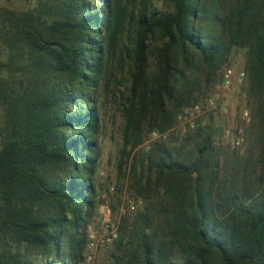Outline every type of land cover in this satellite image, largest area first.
<instances>
[{
  "label": "trees",
  "instance_id": "16d2710c",
  "mask_svg": "<svg viewBox=\"0 0 264 264\" xmlns=\"http://www.w3.org/2000/svg\"><path fill=\"white\" fill-rule=\"evenodd\" d=\"M5 1L24 6L0 9V264L81 261L107 76L126 85L128 144L145 117L168 128L196 63L210 77L232 48L245 52L255 153H220L205 126L135 159L145 206L111 264H264V0Z\"/></svg>",
  "mask_w": 264,
  "mask_h": 264
},
{
  "label": "rangeland",
  "instance_id": "374dc122",
  "mask_svg": "<svg viewBox=\"0 0 264 264\" xmlns=\"http://www.w3.org/2000/svg\"><path fill=\"white\" fill-rule=\"evenodd\" d=\"M7 5L12 8L24 6V4L6 3L5 0H0V9ZM244 63V50L233 48L230 49L225 61L219 68L210 74V77L208 76L210 69L200 61L196 63V85L190 104L181 107L174 115L171 125L163 131L150 128L153 123L149 116L141 119L137 127L138 130L135 129V135L131 137L128 144L125 143L123 137L124 109L127 107L125 99H127L128 93L126 85L120 79L119 73H117L118 79L116 80L111 76L106 77V80L110 78V81L105 83L104 80L97 96L98 112L101 119L100 156L93 180L97 191V206L86 228L87 238L82 251V259L90 254L94 256L97 264H111L115 260L119 251L116 246L117 240L110 246L91 250L89 249V235L91 232L95 236L104 233L105 225L103 222L107 211L109 212L110 224L117 227V239L120 238V235L126 236L131 231L137 214L145 206L144 199L136 196L133 190L131 178L133 163L135 159L140 160L154 145L164 144L167 147H179L180 143L194 135L199 127L210 126L214 130V143L220 149V153H234L244 160L249 156L250 150L255 153L257 132L251 125L252 100L248 95L247 80L242 84L234 83L230 89H223L221 86V77L226 70L246 74ZM207 100H211V105L207 104ZM196 104L201 106L199 113L193 111ZM243 108L249 112L247 120L241 117ZM189 122L195 123L194 129L187 128ZM1 123L2 111L0 109V125ZM235 127L241 128L244 134V142L237 149L231 148L228 139L224 137L226 131L232 134ZM153 131L160 135L157 139L151 138ZM187 144V148H189V143ZM137 170L141 171L138 164ZM130 203L135 205L133 210L127 208ZM123 210L126 211L123 213ZM122 225L123 230L120 232Z\"/></svg>",
  "mask_w": 264,
  "mask_h": 264
},
{
  "label": "built area",
  "instance_id": "2783aa9c",
  "mask_svg": "<svg viewBox=\"0 0 264 264\" xmlns=\"http://www.w3.org/2000/svg\"><path fill=\"white\" fill-rule=\"evenodd\" d=\"M246 74L244 72H237L233 73L231 70H226L223 72L221 77V86L223 89H230L234 83L236 84H242L246 81ZM208 105H211V100L206 101ZM201 110V106L196 104L193 107V111L195 113H199ZM241 117L244 120H247L249 118V112L246 108H243L241 110ZM194 122H189L187 128L188 129H194L195 128ZM186 129V130H188ZM186 132V131H185ZM160 135H158L157 132L151 133L152 139H157ZM224 137L228 139L229 146L233 149L239 148L243 142H244V134L243 130L239 127H235L232 134H229V132L224 133ZM135 207L134 203H130L128 205V209L133 210ZM126 210H123V213ZM105 230L104 233L101 235L95 236L94 234L89 235L90 237V243H89V249L96 250L98 247H104V246H110L114 243V241L117 240L118 237V231L117 227L110 224L109 221V212L105 214L104 222ZM78 264H97L94 260V256L92 255H86Z\"/></svg>",
  "mask_w": 264,
  "mask_h": 264
}]
</instances>
